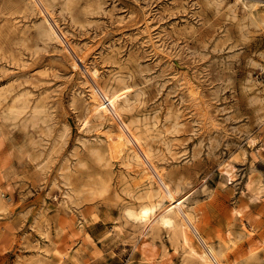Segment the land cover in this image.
Segmentation results:
<instances>
[{
    "label": "rangeland",
    "instance_id": "374dc122",
    "mask_svg": "<svg viewBox=\"0 0 264 264\" xmlns=\"http://www.w3.org/2000/svg\"><path fill=\"white\" fill-rule=\"evenodd\" d=\"M44 1L55 41L39 35L40 0H0V264L199 263L169 231L126 217L141 200L121 185L120 162L96 153L110 126L87 115L72 48L89 53L100 87L122 93V118L200 210L201 231L237 236L231 264H264V245L249 256L243 237L253 225L264 239V0ZM144 238L153 262L137 249Z\"/></svg>",
    "mask_w": 264,
    "mask_h": 264
},
{
    "label": "bare ground",
    "instance_id": "6f19581e",
    "mask_svg": "<svg viewBox=\"0 0 264 264\" xmlns=\"http://www.w3.org/2000/svg\"><path fill=\"white\" fill-rule=\"evenodd\" d=\"M40 2L41 5L44 6L43 7L44 11L42 13L39 10V12H41V17L43 20V22L41 21L40 23L41 25L38 27L39 35L44 38L47 37L48 39L49 38L53 39L59 33L56 31V29L58 28L55 29L53 25V23H55V18H53V14L49 10L50 8H48L47 3L44 0H40ZM37 8H39V6L38 7L36 6V9ZM48 17H50L53 20V22H50V19ZM55 24H57V22ZM146 28L148 30L149 28L148 25L146 26ZM149 37L151 36L149 35ZM149 40H151V38ZM72 50H73L72 53L74 52L75 55V57L71 59L73 68L77 70V72L78 71L79 73L81 72L82 76H84V79L86 81L85 87L87 88V92H88L87 115H89L94 120H96L99 126L103 125L104 119L109 123L110 126V128L107 131L104 132L100 131L106 137V145L103 148L101 147L96 149V153L100 159L104 158L106 165L108 164L110 167L113 165V161L117 160L120 162V165L123 167V171L121 172V176H120L122 182L121 185L126 186L127 194L128 196H130V198H132L133 200H141L135 204H128L126 202L128 204L124 210L126 217H128L129 219H131L141 227L146 228V230L148 231L153 230L155 232H158L157 230L159 229H162V231L163 229L169 231V233L173 235L172 240H174L176 243V245H174L175 251L176 252L178 251V247H182L184 249L183 252L185 256L188 257V259H190L191 261L199 262L200 264H231L232 262L236 261V260L234 261L231 260V253H233L234 251L233 246L237 244L236 241L237 236H235L230 229H227L223 235L222 234L217 235L216 233L217 239L216 238L214 239V237L211 236L210 234H205V232L201 231L200 225L202 221L200 216V210L198 208L188 205L186 201V195L179 193L177 188L172 186L170 180H167L168 178L166 179L163 173L164 171L162 172V170L158 168L157 165L155 164L153 158L154 155L152 154L151 150L148 147H146L142 137L136 132L132 124L125 122L124 119L122 118V109L118 106V100L122 93L117 91V89L114 90L109 89L107 88V86L100 87L99 78L101 76L97 69L98 66L97 68L96 67L90 68L86 61V59L88 60V58H85V56L88 55L89 53L83 56V54L81 55L82 53L81 51H80L81 53H79V51L75 48H72ZM66 52H70V51H66ZM77 59L81 62L83 68H81L80 65H78ZM91 81L94 84H92ZM107 168L109 167L107 166ZM232 170L233 169L229 168V165L226 164L224 166L223 173L230 174L232 173ZM139 189L140 190L143 189L144 192L142 193V195L139 197L132 196V194L135 191L137 192V190ZM123 200L127 201V199L125 198ZM240 211H243V209H238V210L235 209L233 217H236L235 215H238ZM70 214L73 218H75L76 213L74 212L73 209H70ZM50 228L51 227H49V229ZM115 228L119 229L118 225H115ZM50 233L52 232L50 231ZM45 234L47 235V233ZM59 234L61 235V231ZM78 234L81 233L78 232ZM255 234H256L255 226L250 225V232L243 235L244 238H249L250 245L248 246V251H247V254L249 256L256 255L257 252L264 245V239L258 240L254 236ZM150 235H152V233ZM31 241L34 242L33 240ZM61 241L64 240L63 239H60L59 241L57 240L56 243H60ZM52 243L53 242H51L50 244L52 245ZM154 247L156 246L153 244L152 241H149L148 239L144 238L140 242L139 247H137V249L139 250L140 255L145 260L149 262H153L155 257L154 254H151V251L154 250ZM46 248L45 249L39 248V250L40 251L42 250L41 253L45 254V257L48 258L49 255L52 254V252L50 250L51 248H47V249ZM54 252L56 253V251ZM66 252L69 253L67 250ZM61 255L62 257L65 256L62 253ZM168 255H169L168 253H163V255L161 256L163 258L162 260L163 264H165L166 261L169 260L167 259ZM69 257L72 258V255L69 254ZM76 259H80V258H75V260ZM42 261L43 260H40L39 262L41 263Z\"/></svg>",
    "mask_w": 264,
    "mask_h": 264
}]
</instances>
